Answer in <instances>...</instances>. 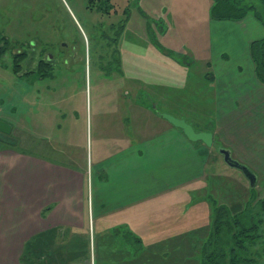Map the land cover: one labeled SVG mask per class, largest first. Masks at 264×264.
Listing matches in <instances>:
<instances>
[{"label": "crops", "instance_id": "obj_1", "mask_svg": "<svg viewBox=\"0 0 264 264\" xmlns=\"http://www.w3.org/2000/svg\"><path fill=\"white\" fill-rule=\"evenodd\" d=\"M195 3L199 17L190 22L179 3L167 1V28L182 17L191 23L171 47L147 48L146 40L123 33L125 24L109 26L119 33L107 54L115 62L109 70L122 84L114 95L97 93L93 103L89 96L86 163H76L65 148L73 146L69 142L45 138L21 117L13 124L0 113V264H171L167 251L187 254L193 238L206 231L204 192L220 179L218 170L209 172L220 164L215 144L237 152L248 166H263L255 158L264 153V84L248 50L249 32L259 31V23L213 19L212 0ZM141 91L151 102L140 99ZM232 112L252 124L237 144L224 137L228 124H221ZM167 113L211 133L212 144L190 140ZM44 141L53 147L46 144L40 153Z\"/></svg>", "mask_w": 264, "mask_h": 264}, {"label": "rangeland", "instance_id": "obj_2", "mask_svg": "<svg viewBox=\"0 0 264 264\" xmlns=\"http://www.w3.org/2000/svg\"><path fill=\"white\" fill-rule=\"evenodd\" d=\"M167 1L179 3L190 22L196 14L199 17L200 11L199 7H196V0H110L108 3L114 5L116 10L110 15L92 9L88 0H0V50H3L0 52L2 118L15 124L21 117L27 128L41 132L45 138L54 137V140L69 142L75 147L65 148L71 149L73 153L71 155H74L76 163H86L90 158L92 134L86 132L88 125L83 121V112L90 105L89 96L92 97L93 103L94 97L98 96L97 93L114 95L122 84L118 73L109 70L114 67L115 62L111 56L107 58V54L114 52V43L119 35V33L113 35L115 30L109 26L125 24L123 33L129 34L132 40L139 38L146 40L147 44L144 46L147 48L155 45L161 48L168 45L171 47L174 45L172 39L177 38L178 30L188 29L191 23L185 22V18L182 17L177 24L174 22L176 25L172 22L173 25L167 28ZM248 18V21L256 22L251 16ZM161 26L164 28L163 36L160 34ZM246 26L249 27L248 24ZM258 28L259 31L253 34L250 30L249 36L252 35L254 39L264 36V27L259 24ZM216 35L215 33V46L220 43V40L215 38ZM235 41L237 42L238 38L231 40V43L234 44ZM137 47L143 48L141 45ZM174 48L175 50H171L176 54L175 51L179 47L176 45ZM21 50L27 52L29 64L26 60L21 61L23 58L21 55L14 58ZM47 54L52 56V67L47 70L48 67L41 64L39 68L44 69L46 74L43 77L37 75V80L33 79V70H38L37 62L40 59L45 61ZM14 60L17 65L14 69L18 75L26 74V71L33 72L18 76L13 71ZM97 83L100 85H96ZM24 91L27 100L23 97ZM145 94L144 92L143 95L141 91L140 99L143 101L148 99V102H151L152 98ZM155 107L160 110L163 106L156 104ZM231 115L233 118H228L229 115L221 121L222 125L224 122L228 124L223 135L232 144H237L243 136L244 129L251 127V119L238 120L237 112H232ZM72 118L78 120L76 127L71 124ZM225 119L228 120L224 121ZM37 120L40 126H37ZM46 144L50 145L48 149H52L53 143L44 141V148L40 146L38 150L40 153H46ZM54 145L63 151L60 145ZM221 147H223L221 144H215L213 152V156L218 157L220 161L219 167L210 165L209 172L218 170L220 184L227 178L236 191L243 187L245 192L249 187L248 180L241 171L224 162L222 154L218 151ZM50 154L51 152L47 155ZM231 154L237 159L235 156L237 152L231 151ZM241 158L246 156L241 155ZM255 160L263 166L252 167L238 161L253 170L257 177L255 187L260 194H264V153ZM227 190H231L229 184L223 189ZM215 191L220 192L219 189ZM193 223L195 224L194 221ZM90 262L94 264L92 259Z\"/></svg>", "mask_w": 264, "mask_h": 264}, {"label": "trees", "instance_id": "obj_3", "mask_svg": "<svg viewBox=\"0 0 264 264\" xmlns=\"http://www.w3.org/2000/svg\"><path fill=\"white\" fill-rule=\"evenodd\" d=\"M108 2L88 0L92 9L110 15L116 10ZM209 13L213 19L235 21L251 16L264 27V0H212ZM116 28L119 30V25ZM248 50L255 76L264 84V36L251 41ZM16 55L23 57L22 50L14 58ZM14 64L13 69L17 66L15 60ZM37 74L43 77L46 72L40 68ZM213 181L204 193L210 207L205 233L193 238L187 254L167 251V261L171 259V264H264V194L255 185L244 192L243 187L236 191L230 183L220 184L221 178ZM226 184L231 190L223 191ZM213 186L220 190L216 197L209 191Z\"/></svg>", "mask_w": 264, "mask_h": 264}, {"label": "water", "instance_id": "obj_4", "mask_svg": "<svg viewBox=\"0 0 264 264\" xmlns=\"http://www.w3.org/2000/svg\"><path fill=\"white\" fill-rule=\"evenodd\" d=\"M171 124L182 129L184 134L193 141L200 140L207 145L212 144V134L204 131H195L194 128L188 124L185 120L176 118L170 114H162ZM1 128V122H0ZM219 153L222 154L224 162L233 168L241 171L243 176L248 180L249 186L253 187L256 183V174L247 165L233 158L231 151L226 148H219Z\"/></svg>", "mask_w": 264, "mask_h": 264}, {"label": "flooded vegetation", "instance_id": "obj_5", "mask_svg": "<svg viewBox=\"0 0 264 264\" xmlns=\"http://www.w3.org/2000/svg\"><path fill=\"white\" fill-rule=\"evenodd\" d=\"M22 53H23V58H22V60L21 61H23V60H26L27 61V59H29V58H27L28 56H27V52L24 50H22ZM30 55H32V54H30ZM51 59H52V56H50V54H47V56H46V60L44 61V60H42V59H40L38 62H37V68H38V70L40 69L39 68V66L41 65V64H43L44 66H46V67H48V69L47 70H49L51 67H52V63H51ZM53 60V59H52ZM27 63H28V61H27ZM27 63H26V65H27ZM29 64V63H28ZM38 70L36 69V70H33L34 72L36 71V73H38ZM33 71H26V74H28V73H32ZM26 74H24V75H26Z\"/></svg>", "mask_w": 264, "mask_h": 264}, {"label": "built area", "instance_id": "obj_6", "mask_svg": "<svg viewBox=\"0 0 264 264\" xmlns=\"http://www.w3.org/2000/svg\"><path fill=\"white\" fill-rule=\"evenodd\" d=\"M87 264H92V262H89V263H87Z\"/></svg>", "mask_w": 264, "mask_h": 264}]
</instances>
